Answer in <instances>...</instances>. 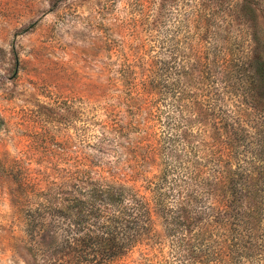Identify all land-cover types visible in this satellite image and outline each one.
<instances>
[{"label":"trees","instance_id":"obj_1","mask_svg":"<svg viewBox=\"0 0 264 264\" xmlns=\"http://www.w3.org/2000/svg\"><path fill=\"white\" fill-rule=\"evenodd\" d=\"M230 6L208 0L197 11L205 35L196 42L210 38L208 49L171 51L141 86L130 66L123 71L127 122L115 115L97 146L131 151L116 163L142 185L102 157H81L51 180L17 181L25 199L17 249L32 264H123L142 246L145 263L241 264L264 249V47L252 10ZM218 8L246 37L212 23Z\"/></svg>","mask_w":264,"mask_h":264},{"label":"rangeland","instance_id":"obj_2","mask_svg":"<svg viewBox=\"0 0 264 264\" xmlns=\"http://www.w3.org/2000/svg\"><path fill=\"white\" fill-rule=\"evenodd\" d=\"M225 1L238 13L242 5L252 10L257 42L264 47V0ZM204 5L208 0H0V264H32L17 249L25 239L18 180H51L81 157L90 163L102 157L110 167L119 166L115 173L122 179L142 185L116 163L131 160L132 152L111 144L98 150V136L115 115L127 122V66L141 86L171 51L189 57L210 47V38L196 42L205 35L196 21ZM221 10L212 23L225 20L222 27L230 24L246 37L234 14ZM146 170L157 171L154 165ZM154 229L160 232L156 220ZM148 250L137 248L121 263L144 264ZM254 253L241 264H264V249Z\"/></svg>","mask_w":264,"mask_h":264}]
</instances>
